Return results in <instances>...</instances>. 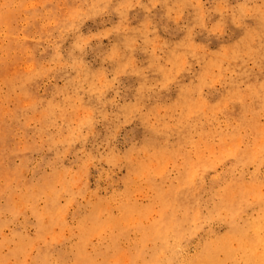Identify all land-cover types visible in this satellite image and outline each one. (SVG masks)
I'll return each instance as SVG.
<instances>
[{
  "label": "rangeland",
  "instance_id": "rangeland-1",
  "mask_svg": "<svg viewBox=\"0 0 264 264\" xmlns=\"http://www.w3.org/2000/svg\"><path fill=\"white\" fill-rule=\"evenodd\" d=\"M16 4L0 23V264H246L264 0Z\"/></svg>",
  "mask_w": 264,
  "mask_h": 264
},
{
  "label": "bare ground",
  "instance_id": "bare-ground-1",
  "mask_svg": "<svg viewBox=\"0 0 264 264\" xmlns=\"http://www.w3.org/2000/svg\"><path fill=\"white\" fill-rule=\"evenodd\" d=\"M17 2L20 4L21 0H17ZM5 3H6V1H5ZM9 3H10V0H7V4H9ZM7 4L5 5L4 10L0 9V23L6 22V25L9 24V21L12 19V17L15 18L14 14L17 13L16 11L12 10V6H10V9H7ZM19 4H16V6ZM33 17H34V15L31 14L28 19H31ZM13 31H14L13 29H9V28L7 29V35L9 37V44H10L7 48L8 54L12 49H17L18 53L22 54V53H24L25 47L28 45V42L27 41H23V42L11 41L12 40L11 38L13 36ZM11 64H14V63H8L5 60H0V68H2V72L8 71L11 68L10 67ZM2 137L3 136L1 135V141L0 142L2 145H0V148L4 147V145H5ZM4 174H5V172L2 173V176ZM262 208L261 209L263 211L264 207H262ZM250 220H252V219H250ZM250 220L247 222V228H246L250 234V236H249V249L246 250L243 253V255L245 254L246 264H264V215L262 217H260L259 220H256V219H254L256 221H250ZM245 232H244V235H245ZM243 239H245V238H243ZM243 261H244V259H243Z\"/></svg>",
  "mask_w": 264,
  "mask_h": 264
}]
</instances>
